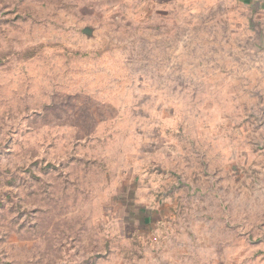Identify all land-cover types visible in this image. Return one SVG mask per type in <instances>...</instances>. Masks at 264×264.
<instances>
[{"label": "rangeland", "instance_id": "obj_1", "mask_svg": "<svg viewBox=\"0 0 264 264\" xmlns=\"http://www.w3.org/2000/svg\"><path fill=\"white\" fill-rule=\"evenodd\" d=\"M0 264H264V0H0Z\"/></svg>", "mask_w": 264, "mask_h": 264}]
</instances>
